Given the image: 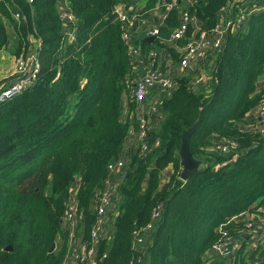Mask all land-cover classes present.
I'll use <instances>...</instances> for the list:
<instances>
[{
  "label": "trees",
  "instance_id": "1",
  "mask_svg": "<svg viewBox=\"0 0 264 264\" xmlns=\"http://www.w3.org/2000/svg\"><path fill=\"white\" fill-rule=\"evenodd\" d=\"M124 1L66 0L77 22L70 25L60 17L58 0H0V51L8 48L18 58L36 48L40 63L36 82L0 103V264L64 263L62 218L75 185L84 217L79 227L83 240L90 238L95 194L129 130L121 102L133 64L114 12ZM159 1L171 0H149L144 10ZM235 1L199 0L192 10L210 30L219 11ZM164 22L157 39H168L178 25L176 9ZM208 64L206 83L194 87L188 76L176 79L162 103L166 117L149 133L148 153L130 154L119 176L114 233L99 241L94 264H251L254 256L243 248L232 262L211 249L239 235L243 216L264 205V135L254 129L264 99V9L248 17L244 31L227 33ZM190 127V152L201 166L182 182L177 155ZM223 141L235 149L206 152ZM166 167L173 172L160 184ZM159 204L154 228L133 247L132 233L145 228Z\"/></svg>",
  "mask_w": 264,
  "mask_h": 264
},
{
  "label": "built area",
  "instance_id": "2",
  "mask_svg": "<svg viewBox=\"0 0 264 264\" xmlns=\"http://www.w3.org/2000/svg\"><path fill=\"white\" fill-rule=\"evenodd\" d=\"M199 0H174L173 2H165L163 5V13L161 20L165 21L168 14L174 9L177 2L182 3L184 8L180 13V21L176 28L170 33L169 39L172 41L183 40V44L178 56L179 69L184 73L192 62H198L201 70L209 63L213 62L217 53L223 47L225 36L227 33L242 32L246 29L248 17L264 9V0H237L224 6L220 11L231 10V14L224 19L220 18V11L218 13V22L210 30L202 29V23L196 17L195 8ZM192 10V11H191ZM114 12L122 26L121 38L126 46V52L133 62L141 58L140 49L135 47L132 43L131 31L136 25L133 17L123 13L119 5L114 7ZM60 17L67 24L74 25L76 21L67 9L59 8ZM14 21H20L19 13H13ZM71 28V31H70ZM69 28L68 39L73 38V27ZM150 34L157 37L159 34L158 28L151 29ZM156 53L153 50L148 52L150 63L153 62ZM143 57V56H142ZM40 71V63L37 56V50L32 49L25 55H20L15 59V66L11 71L7 81L0 84V103H3L22 91L31 87L37 80ZM264 76V69L262 77ZM202 84L200 77L192 79V86L197 87ZM176 81L164 76L162 71L157 69L147 70L141 77L131 80V88L129 90L127 99L128 102L138 108V115L135 126L136 151L139 158L145 157L149 151L147 139L152 130L150 123V116L156 115L159 111L154 104L144 105V98L149 88L172 89L175 88ZM255 117L260 122H264V99L259 104ZM213 149L220 153H227L235 149V144L230 142H218L213 146ZM111 166V165H110ZM122 166V164H119ZM111 174V167H109V174L104 179L102 188L95 194V201L93 205V214L95 215L93 224L90 230V238L88 241H81V252L76 253V258L79 264H86L89 257L92 256L99 243V232L101 229L102 216L105 209L112 200L113 195H117L119 185L118 178L109 177ZM118 197V196H117ZM161 204L157 205L151 213L150 222L141 231L136 230L133 235V247L145 242L144 232L154 228L152 222L161 215ZM241 218V217H240ZM83 214L77 211L76 202L71 198L65 205V210L62 218L63 224L68 230L69 248L68 254L75 253L72 246V239L75 228L78 224L83 222ZM244 229L236 237L226 236L225 239L215 247L213 253L217 256L232 262L243 248L246 257H253L251 264H264V205H258L253 212H247L243 216ZM261 254L262 257H259ZM106 257V254H103ZM64 264V263H63Z\"/></svg>",
  "mask_w": 264,
  "mask_h": 264
},
{
  "label": "crops",
  "instance_id": "3",
  "mask_svg": "<svg viewBox=\"0 0 264 264\" xmlns=\"http://www.w3.org/2000/svg\"><path fill=\"white\" fill-rule=\"evenodd\" d=\"M149 0H125L124 2H120L119 8L120 10L127 14L130 17H133L136 21V25L131 31V39L132 43L135 47L140 49L141 58L137 61H133L132 64V79L141 77L147 70L157 69L162 71L164 76L171 78L176 81V79L188 76L189 79H193L194 77H200L201 83H206L207 77L204 76L206 73V66L203 70H201L199 63L192 62L189 68L182 73L179 69L178 64V56L180 53L181 46L183 44V40L172 41L169 38L166 40L157 39V37L152 36L150 34L151 29L158 28L164 26V21L161 20V16L163 13V5L165 1H159L158 4L154 8L149 10H144L145 6ZM171 0L170 2H173ZM58 7L67 9L66 0H58ZM184 5L182 3L177 2L174 6V9L177 11L178 23L180 21V13ZM229 14H231V10L228 11H220L221 20L226 19ZM152 40H149V38ZM10 38L12 43L17 39L15 32L10 29ZM145 44V46H143ZM143 47H147L146 51H143ZM150 50L155 51L156 55L153 59V62L150 63L148 56V52ZM143 56V57H142ZM15 57L11 54L8 48H4L0 51V81H2L8 73H11L15 66ZM1 83V82H0ZM2 84V83H1ZM172 89H160V88H149L146 92L144 98V105L147 106L149 104H154L158 107L159 111L156 115L150 116V123L152 130L156 129L158 125L165 119L166 112L162 109V103L164 100L169 98L171 95ZM138 108L133 105L131 107V103L128 102L127 96L124 95L121 102V120L128 125V135L123 140L120 152L118 157L111 163V174L109 177L118 178L120 176V172L124 167L128 166L130 154L136 151V136H135V126H136V118L138 115ZM257 132H260L264 135V122H260L259 120L254 126ZM213 151V148L206 150V152ZM122 164V166H119ZM172 167H166L160 171V184L165 183L170 175L172 174ZM77 185L73 187V192L71 194V199L76 202L75 199V191ZM93 208V205H92ZM118 211V197L117 195L112 196V200L108 207L105 209L104 214L102 216L101 229L99 232V240L100 241H108L112 238L114 233V220ZM82 223L78 224L74 231V236L72 239V246L75 250V253L68 254L66 257L64 264H79L76 258V253L81 252L80 242L83 240V232L82 228L79 226ZM63 230L67 231V227L62 222ZM98 247V244H97ZM69 248V239L67 242V249ZM97 254V248L95 253L89 257L86 264H94ZM215 254V253H214ZM216 255V254H215Z\"/></svg>",
  "mask_w": 264,
  "mask_h": 264
},
{
  "label": "water",
  "instance_id": "4",
  "mask_svg": "<svg viewBox=\"0 0 264 264\" xmlns=\"http://www.w3.org/2000/svg\"><path fill=\"white\" fill-rule=\"evenodd\" d=\"M77 24V22H76ZM71 31V28H70ZM154 38L151 37L149 40H152ZM261 79H264V76L261 77ZM194 133V127H190L186 130H184L181 134L180 138V144H179V150L177 158L179 160L180 164V174L179 179L182 182H185L188 180V178L197 171L201 166V161L196 160L193 158L191 152H190V139L192 137V134ZM56 247V244L53 243L49 252L51 253ZM213 251V249H211Z\"/></svg>",
  "mask_w": 264,
  "mask_h": 264
},
{
  "label": "rangeland",
  "instance_id": "5",
  "mask_svg": "<svg viewBox=\"0 0 264 264\" xmlns=\"http://www.w3.org/2000/svg\"><path fill=\"white\" fill-rule=\"evenodd\" d=\"M212 65H213V62H209V64H208L207 67H208V68H211ZM206 70H207V68H206ZM9 75H10V73H8V75H6L5 78H4L2 81H0V82H1V83H5V82L7 81V78L9 77ZM204 76H205V77L209 76V72L206 71V73L204 74ZM1 83H0V84H1Z\"/></svg>",
  "mask_w": 264,
  "mask_h": 264
}]
</instances>
